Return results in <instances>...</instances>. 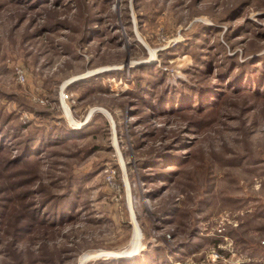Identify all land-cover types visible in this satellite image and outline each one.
<instances>
[{"label": "rangeland", "instance_id": "obj_1", "mask_svg": "<svg viewBox=\"0 0 264 264\" xmlns=\"http://www.w3.org/2000/svg\"><path fill=\"white\" fill-rule=\"evenodd\" d=\"M60 3L31 9L0 0V127L45 125L34 112L52 113L58 126L62 119L74 130L92 120L94 126L86 137L50 147L31 167L2 172L6 158L0 156V173L10 178L0 180V190L7 181L31 180L18 191L45 187L61 196L69 176L85 175L73 190L78 216L57 229L38 227L15 244L18 207L0 229V238L6 231L11 237H3L0 264L117 262L122 259L114 255L136 258L149 249L160 256L157 264H264V98L227 92L213 111L153 118L126 95L137 76L152 77L135 72L140 67H153L167 88L208 79L216 85L217 73H189L192 66L206 68L197 57L220 70L225 57L244 63L264 56V0ZM58 19L68 29L37 37L42 26ZM202 26L216 30L205 34ZM91 27L101 34L84 41ZM78 82L89 83L70 91ZM180 131L194 144L181 152L188 163L174 169L179 174L172 183L145 182L141 162ZM170 207L177 210L171 223L156 219Z\"/></svg>", "mask_w": 264, "mask_h": 264}, {"label": "trees", "instance_id": "obj_2", "mask_svg": "<svg viewBox=\"0 0 264 264\" xmlns=\"http://www.w3.org/2000/svg\"><path fill=\"white\" fill-rule=\"evenodd\" d=\"M60 1L61 0H12L13 3H23L31 9L43 8L48 5L56 9L62 5ZM233 12H235V15H238V10H234ZM66 27L68 29V26L59 19L51 21L50 24L47 22V24L42 26V30L37 37H42V35L47 32H57ZM201 29L205 34H209L210 31L216 30L209 26H202ZM85 33L83 40L85 39L84 41L88 42L93 41L95 37H99L101 34L99 30L94 31L92 27ZM135 43L136 42H133L131 48L134 47ZM163 54H165V52H160L159 56L163 57ZM199 55L203 56V54ZM196 60L200 62V65H205L206 68L203 69L198 66H192L189 69V73L196 76L203 74L207 75V72L217 73V78L219 79L218 84L214 85V81L209 80L208 77H204L203 79H208V83L200 81L202 83L196 82L193 86L187 83H180L181 86L167 88V85L165 86V77L159 75L158 72L153 70V67H140V69H137L135 72H151L152 77H136V85L126 94L137 100L131 102V104L134 106L140 104L146 107L147 110H149L148 113L151 114L150 117L153 118L162 115L165 117H167L166 115L171 117L176 115L192 117L197 114L213 111L219 106L220 101L225 98L227 92L232 94H241L243 92V94H252V96L256 98H264V56L247 60L244 63L236 62L232 57H225V60L219 65L220 70H218V66V68H215V65L209 58L201 59L197 57ZM115 74L121 75V73H110L106 74V76L109 77ZM86 83L89 82L75 83L69 87V90H76ZM138 111L136 112L137 114ZM34 113L46 120V124L34 127L15 124L14 127H9L7 130H3V128L0 127V156H2V159L3 157L6 158L4 164H2V172L13 169L17 170L19 169L17 167L21 166L31 167L34 160L41 159L40 157L46 153L50 147L63 145L70 141L86 137L90 133L91 127L94 126V121L92 120L82 131L74 130L62 119L61 125L58 126L55 122L59 118H55L52 113ZM12 116L13 114H10L6 122H8V120H10V123L13 122L14 117ZM96 117L97 116H95V118ZM6 122H3L2 125L10 124ZM190 124L193 126V123ZM183 133V131H180L178 134L176 133V135L166 139L156 153L141 162L140 167L143 170H157L156 173L153 172L151 175L146 174V171L142 170L141 176L145 182L157 183L165 181L172 183L174 181L173 177L179 174L178 172H173L174 169L180 168L188 163L189 158L187 154H182L181 152H186L191 149L194 144L188 142L189 140L183 137ZM152 137H154V134ZM32 158L34 159L32 160ZM85 177V175H81V177L74 175L69 176L65 186L66 193L61 196L53 195L45 187L19 192L18 190L30 186L32 181L18 180L12 184L7 181V186L0 190V229L4 227L3 224L7 223L6 218L11 219L18 207L21 208V211L15 213V219L20 226L14 228V233L11 236L15 244L20 243L27 235L32 234L39 228L44 230L57 229L67 222L75 220L78 216V212L76 211L79 208V198H77L73 190L81 187L80 183ZM7 178V174L0 173V180L10 179ZM61 181L63 180L61 179ZM51 186L53 188L58 187L56 183L51 184ZM159 192V190L156 192L153 191L150 195L153 196L155 193L158 194ZM4 194L7 196H2ZM176 213L177 210L170 207L157 214L156 219L165 223H171V219ZM3 237H6V240L9 238L11 239L7 231L3 234ZM3 237L0 238V245H3ZM189 243L192 245L191 242ZM177 245L178 247H186V244L180 242L177 243ZM181 252H184V249L176 253L179 254ZM177 254H175V256ZM159 257L156 250L149 249L132 260L122 259L117 262L100 260L96 264H157L158 261L161 260Z\"/></svg>", "mask_w": 264, "mask_h": 264}, {"label": "water", "instance_id": "obj_3", "mask_svg": "<svg viewBox=\"0 0 264 264\" xmlns=\"http://www.w3.org/2000/svg\"><path fill=\"white\" fill-rule=\"evenodd\" d=\"M150 55H151V53H150ZM136 255L137 254H135V253L126 255V252H122L119 255H114V258H116L117 260H119V259H131V258H134Z\"/></svg>", "mask_w": 264, "mask_h": 264}, {"label": "built area", "instance_id": "obj_4", "mask_svg": "<svg viewBox=\"0 0 264 264\" xmlns=\"http://www.w3.org/2000/svg\"><path fill=\"white\" fill-rule=\"evenodd\" d=\"M17 76H18V79H19L21 82H24V81H25V76H24V73L22 72V70L17 69ZM63 98H64L65 100L69 99L68 94H64Z\"/></svg>", "mask_w": 264, "mask_h": 264}]
</instances>
